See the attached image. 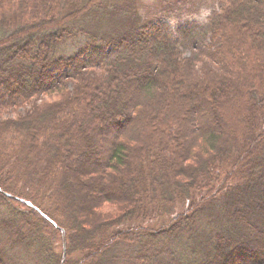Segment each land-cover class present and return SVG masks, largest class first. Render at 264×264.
I'll return each instance as SVG.
<instances>
[{
	"label": "trees",
	"instance_id": "1",
	"mask_svg": "<svg viewBox=\"0 0 264 264\" xmlns=\"http://www.w3.org/2000/svg\"><path fill=\"white\" fill-rule=\"evenodd\" d=\"M142 7L0 0V264H264V0Z\"/></svg>",
	"mask_w": 264,
	"mask_h": 264
},
{
	"label": "rangeland",
	"instance_id": "2",
	"mask_svg": "<svg viewBox=\"0 0 264 264\" xmlns=\"http://www.w3.org/2000/svg\"><path fill=\"white\" fill-rule=\"evenodd\" d=\"M143 7L141 12L149 18L150 26L162 24L167 26L169 31L173 33L174 41L178 46L180 57L182 59L189 56L194 50L195 41L191 42L192 38H183L181 33H176L180 27H188L190 25H198L199 27L216 18L219 10L220 0H142ZM202 9H211V16L207 22H201L198 17ZM203 30H198V33H203ZM198 41L206 45L209 41V35L198 37ZM88 55V54H87ZM50 75H55L61 79L66 74V69L57 70L56 66L48 68ZM8 94H3L4 106L0 108V115L12 117L14 111H22L19 107L21 100L18 97L8 98Z\"/></svg>",
	"mask_w": 264,
	"mask_h": 264
},
{
	"label": "clouds",
	"instance_id": "3",
	"mask_svg": "<svg viewBox=\"0 0 264 264\" xmlns=\"http://www.w3.org/2000/svg\"><path fill=\"white\" fill-rule=\"evenodd\" d=\"M211 16V9H202L198 19L201 22H207L208 17Z\"/></svg>",
	"mask_w": 264,
	"mask_h": 264
},
{
	"label": "water",
	"instance_id": "4",
	"mask_svg": "<svg viewBox=\"0 0 264 264\" xmlns=\"http://www.w3.org/2000/svg\"><path fill=\"white\" fill-rule=\"evenodd\" d=\"M4 196H6V197H10V198H11V196H10L9 194H6V193L4 194ZM25 204L28 205V206H30V203H28V202H25ZM60 232H61V242H62L63 257H64L65 237H64V233H63V231L60 230Z\"/></svg>",
	"mask_w": 264,
	"mask_h": 264
}]
</instances>
